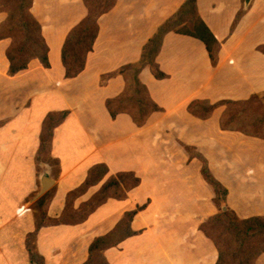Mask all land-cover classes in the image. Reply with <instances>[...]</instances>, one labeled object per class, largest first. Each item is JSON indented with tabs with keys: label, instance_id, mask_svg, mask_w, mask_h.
Returning a JSON list of instances; mask_svg holds the SVG:
<instances>
[{
	"label": "crops",
	"instance_id": "crops-1",
	"mask_svg": "<svg viewBox=\"0 0 264 264\" xmlns=\"http://www.w3.org/2000/svg\"><path fill=\"white\" fill-rule=\"evenodd\" d=\"M183 1L116 0L97 19L84 69L72 78L61 52L87 15L83 0H33L49 67L32 59L9 75L11 39H0V264H31L26 237L36 231L33 208L44 194L50 192L45 219L57 220L121 172L140 179L126 197L106 199L83 221L37 229L35 248L44 264H84L90 244L132 211V234L103 252L108 264H216L218 251L200 229L218 210L203 162L227 190L225 209L241 219L264 215V137L221 127L224 102L264 96V54L257 49L264 44V0L247 7L245 0H197L201 20L220 44L216 63L200 40L170 31L156 58L165 77L157 79L149 67L138 75L160 109L139 126L127 113L112 117L106 107L125 90L120 69L139 61L143 46ZM5 18L0 10V24ZM195 101L215 107L199 118L188 110ZM64 111L48 146L59 162L57 175L39 154L47 116ZM97 164L108 168L104 179L73 195ZM45 171L53 185L34 200ZM256 264H264V253Z\"/></svg>",
	"mask_w": 264,
	"mask_h": 264
},
{
	"label": "trees",
	"instance_id": "trees-1",
	"mask_svg": "<svg viewBox=\"0 0 264 264\" xmlns=\"http://www.w3.org/2000/svg\"><path fill=\"white\" fill-rule=\"evenodd\" d=\"M4 1L6 0H0V4L2 5ZM32 2L33 0H28L27 11L30 17L32 18L33 24L36 28V33L38 35L37 38L39 40L38 46L36 47L28 46V49L26 51L24 52L20 51L19 56H16L13 53L14 43L11 40L9 47L6 50V57L9 61V70H8L9 75H15L19 71L26 69L29 61H31L32 59H38L44 67H49L48 47L47 44L45 43L44 38L41 35V27L39 23L31 13ZM83 2L87 9V15L77 26H75L69 32L63 43L62 52H61L62 63L66 71V77L68 78L77 76L84 69L86 55L88 52L92 50L93 43L97 37V33H98L97 19L102 14L108 12L115 5L116 0H112V2L106 5L97 15L94 16L93 20H92L93 8H91L89 0H83ZM17 7L20 8L21 4H18ZM11 19H12V15L8 13V16L0 24V39L9 38L8 36L2 34V30L4 25L10 22ZM180 24L183 26V28L176 29V26ZM170 31H175L177 33L188 35L200 40L205 45V48L209 54V58L211 62L213 64L216 63V56L220 46L219 42L214 37L212 32L208 29V27L204 24V22L201 20L197 11V0H184L182 5L179 7V9L157 29V31L153 34V36L143 46L142 54L139 61L133 64H127L120 69V73L123 74L125 77L126 87L124 92L119 97L115 99L107 100L106 102V107L109 110L112 117H115L119 113H127L131 116L133 121L140 126L146 122L147 118L151 113L158 111L160 109L157 106V104L154 103L149 97L147 89L145 85H143L139 81L138 75L142 68L149 67V69L152 71L153 75L157 79H162L165 77V74L161 72L158 67L156 58L159 53L162 40L165 34H167ZM257 49L264 54V44L258 46ZM133 86L135 87L134 92L136 94H145L146 96V99H143L141 97L137 99L136 105L138 106V108L136 109V111L132 109L129 100H124L126 92L130 90V88ZM251 99L246 101H239V102L226 101L223 104L225 105L226 103L240 104V103L249 102ZM117 101L118 104L116 105V109H114V104ZM195 103H207V102L195 101L189 105L188 110L193 115L199 118H207L210 115L213 108L215 107V105H212V108L208 113L201 114L196 110ZM61 114H62L61 120L58 121L57 123L61 122L64 119V117L67 115V112L66 111L61 112ZM51 115L53 114H49L47 116V119ZM262 116L263 113L261 114L260 112H254L252 108H249L248 110L246 109L240 112V115L238 116L239 118L231 119L229 115V110L226 106L225 112L221 118V127L223 129L237 130L250 136L264 137V116L263 117ZM230 123L231 125H229ZM52 127L49 129L48 144L51 141ZM44 129H45V123H44ZM44 129L41 137V148H43L42 145L44 141V131H45ZM43 160L49 163L51 166H54L52 164V162H54L55 166H57L54 172L57 175L59 174V168H58L59 162L57 159H54L49 156V159L47 158ZM107 173H108V168L105 164H97L93 166L89 170V174L85 183L79 189L75 190L74 194L76 192L87 189L89 186L97 185L104 179ZM201 173L203 178L213 188L215 192V197L219 195V197L221 198L222 201L221 207L223 209V207L225 206V199L227 195L226 188L212 176L206 163L204 162L202 164ZM139 183H140V179L136 177L133 172H121V173H117L116 175H112L108 177L101 185L100 189L105 185H111V186L126 185V188H124L123 193L119 196L111 195L103 199H100L97 202V204L84 217H82L78 221H63L62 218L64 217L65 212L63 213V216L57 220H52L50 218L45 219L46 218L45 210L42 211L41 210L42 204L41 205L39 204L40 206L38 209L33 208L35 213L38 210L40 211L41 214L40 220L37 219L36 231L40 226L52 222L72 223V222L83 221L92 211H94L95 208H97L99 205L105 202L106 199L108 198L122 199L126 197L127 192L129 190L139 185ZM100 189L98 190V192L100 191ZM49 195L50 192H47L41 197V199L37 201V203L38 202L43 203L42 202L43 199ZM94 197L95 194L89 201L83 203L78 209V211L81 210V208L85 206L87 203H89ZM227 210L229 209L221 210L218 214L216 215L214 214V216L212 215L208 220H206L204 223L200 225V229L204 232V234L208 238L210 237L204 230L206 226L205 225L206 222L211 223V221L215 220L216 218L224 216L227 213ZM134 214L135 211L126 213L123 219L121 220V222L115 228V230H113L107 235L96 238L89 246V257L84 264H108L103 254L104 250L107 249L108 247L116 245L123 238L132 234V231L130 229V222ZM239 224L241 225L242 231L244 233L253 231L264 236V215L252 216L245 219H240ZM36 231L27 235L26 249L28 251L31 264H44L43 257L37 253L35 248ZM214 245L218 251V258L216 264H221L223 262L222 252L219 250L218 245L216 243H214ZM262 253H264V237L261 240H259L258 243L253 248L252 254L254 255L253 256L254 264H256V260L258 256L261 255Z\"/></svg>",
	"mask_w": 264,
	"mask_h": 264
},
{
	"label": "rangeland",
	"instance_id": "rangeland-1",
	"mask_svg": "<svg viewBox=\"0 0 264 264\" xmlns=\"http://www.w3.org/2000/svg\"><path fill=\"white\" fill-rule=\"evenodd\" d=\"M110 2H112V0H89L91 8H93L92 20L94 19V16L97 15ZM18 4H21L20 8L17 7ZM27 5L28 0H6L2 5L0 4V10L5 12L6 17L8 16V13L12 15L11 21L4 25L2 34L8 36L9 39L13 41V53L16 56H19L20 51H26L28 49V46H38V35L36 33V28L33 24V20L28 14ZM182 28L183 26L181 24L176 26V29ZM134 90L135 87H131L130 90L126 92L124 100H129L132 109L136 111V109L138 108V106L136 105L137 99L140 97L146 99V96L145 94H136ZM117 104L118 101L114 104V109H116ZM195 106L196 110L201 114L208 113L212 108V105L207 103H195ZM225 106H227L229 110L231 119L239 118L238 116L240 115V112L246 109L248 110L249 108H252L254 112H260L261 114L263 113L264 116V96H258L251 99L249 102L240 104L226 103ZM61 117V113H56L49 116V118L46 120L44 129V141L42 145L43 148L41 149V152L39 154L40 159H49V129L58 121H60ZM229 125H231V123ZM52 164L54 165L53 170H56L57 166H55L54 162H52ZM124 188H126V185L103 186L100 191L95 194V197L89 203L83 206L81 210H74L70 205H68L62 220L78 221L79 219L84 217L100 199L111 195L119 196L123 193ZM49 196L43 199V203H35L34 208L38 209L42 204L41 210L44 211ZM214 201L218 208L215 215L218 214L221 210H226L224 208L222 209L221 207L222 201L219 195L214 198ZM36 217L38 220H40L41 218L40 211L38 210L36 212ZM240 219L241 218H238L231 210H227V213L224 216L216 218L215 220L211 221V223L206 222L205 224L206 226L204 230L211 238V240L218 245L219 250L222 252L223 262L221 264H254V255L252 254L253 248L264 236L253 231L244 233L242 231L241 225L239 224Z\"/></svg>",
	"mask_w": 264,
	"mask_h": 264
},
{
	"label": "water",
	"instance_id": "water-1",
	"mask_svg": "<svg viewBox=\"0 0 264 264\" xmlns=\"http://www.w3.org/2000/svg\"><path fill=\"white\" fill-rule=\"evenodd\" d=\"M250 1L251 0H245V6L246 7L249 5ZM40 182H41V188H40V191L34 197V200L38 199L40 196H42L44 193H46L51 188L54 181H53V179H51L49 177V173L47 171H45L41 175Z\"/></svg>",
	"mask_w": 264,
	"mask_h": 264
}]
</instances>
